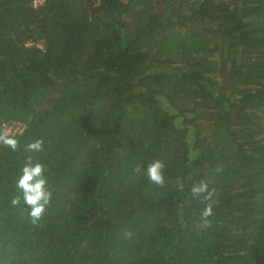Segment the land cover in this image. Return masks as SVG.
<instances>
[{
    "label": "trees",
    "instance_id": "1",
    "mask_svg": "<svg viewBox=\"0 0 264 264\" xmlns=\"http://www.w3.org/2000/svg\"><path fill=\"white\" fill-rule=\"evenodd\" d=\"M4 130L0 264H264V0H0Z\"/></svg>",
    "mask_w": 264,
    "mask_h": 264
},
{
    "label": "clouds",
    "instance_id": "2",
    "mask_svg": "<svg viewBox=\"0 0 264 264\" xmlns=\"http://www.w3.org/2000/svg\"><path fill=\"white\" fill-rule=\"evenodd\" d=\"M0 143L6 147L16 150L18 139L8 130L0 131ZM42 141L36 139L25 144L26 151L39 152ZM164 164L161 160H155L146 169L148 180L155 185H162L165 182L163 174ZM43 166L40 163H33L32 157L29 156L20 169L16 186L23 191V203L28 205V216L33 223H36L43 215L46 205L49 203L51 193L46 189V179L42 175ZM207 190V184L201 182L194 185L191 189L193 195L204 193ZM210 195V193H209ZM13 205L20 203L19 197H13ZM210 207L205 209L204 215L210 214Z\"/></svg>",
    "mask_w": 264,
    "mask_h": 264
},
{
    "label": "rangeland",
    "instance_id": "3",
    "mask_svg": "<svg viewBox=\"0 0 264 264\" xmlns=\"http://www.w3.org/2000/svg\"><path fill=\"white\" fill-rule=\"evenodd\" d=\"M11 129V128H10ZM13 129V128H12ZM15 129H17V128H15Z\"/></svg>",
    "mask_w": 264,
    "mask_h": 264
},
{
    "label": "built area",
    "instance_id": "4",
    "mask_svg": "<svg viewBox=\"0 0 264 264\" xmlns=\"http://www.w3.org/2000/svg\"><path fill=\"white\" fill-rule=\"evenodd\" d=\"M38 2V1H37Z\"/></svg>",
    "mask_w": 264,
    "mask_h": 264
}]
</instances>
